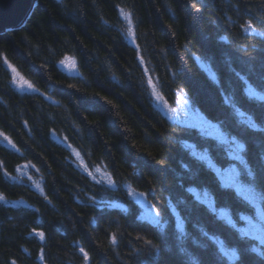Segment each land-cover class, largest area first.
Masks as SVG:
<instances>
[{"label": "clouds", "instance_id": "9594fccd", "mask_svg": "<svg viewBox=\"0 0 264 264\" xmlns=\"http://www.w3.org/2000/svg\"><path fill=\"white\" fill-rule=\"evenodd\" d=\"M54 3L63 19L106 39L97 37L89 45L79 38L74 44L67 36L57 42L25 37L27 69L0 47V210L49 215L55 221L66 251L51 264H85L82 230L97 242L107 264H226L210 237L235 248L237 264H264L250 251L251 242L227 222L242 214L255 216V210L193 155L205 153L223 167L228 163L223 145L185 122L177 95L224 135L247 146L244 155L256 172V191L264 194V138L257 140L232 107L264 124V102L247 95L249 85L264 94V0H198L197 7L210 8L218 17L208 20L212 32L201 30L200 48L176 36V0H151L161 17L167 13L173 21H164L163 35L145 26L137 0ZM209 43L217 46L219 57L207 51ZM65 55L75 58L74 70L61 63ZM197 57L211 62L216 81L202 72ZM9 64L33 87H18ZM12 97L21 103L13 104ZM25 99L34 101L33 109L26 110ZM145 124L155 130L163 150L154 146ZM241 179L248 180L243 169ZM189 186L206 192L212 206L194 200ZM18 202L23 209L14 207ZM142 206L159 223L146 219ZM25 235L33 236L31 230ZM40 241L47 249L50 235ZM87 264H98L94 254Z\"/></svg>", "mask_w": 264, "mask_h": 264}, {"label": "trees", "instance_id": "16d2710c", "mask_svg": "<svg viewBox=\"0 0 264 264\" xmlns=\"http://www.w3.org/2000/svg\"><path fill=\"white\" fill-rule=\"evenodd\" d=\"M137 3L144 17L145 26H151L158 34L163 35L164 32L167 30V24L164 21L168 20L169 23H173V21L168 17V14L164 13L163 17H161V15L156 11L155 7L151 3V0H137ZM193 3L197 4L198 0H191V2H188V0H176V20L173 23V27L175 28L176 36L180 39V41H191V46L193 48H200L202 46L200 36L201 30L203 29L205 33L212 32L213 30L208 25V20L210 18L218 17L217 12L211 11L210 8H193ZM213 6L217 7V10L219 11L218 5ZM162 11L163 10L161 9V12ZM0 33H3V35L0 36V47H4L7 49L6 56H10L12 57V60L23 64L26 69L31 64V61L27 58L25 52V37L33 41L48 40L52 42H57L59 40H62L63 37L67 36L69 39L72 40L74 44L77 42V38H79L80 40H83L89 45H91L92 39H96L97 37H99L101 41L106 39V37L100 36V34L96 33L95 30L91 27H89L85 32L80 26L73 24L71 21L63 19L59 14L57 5L54 3V0H35V4L28 17L25 19L23 25H21L18 29L2 31ZM175 38L176 37H173V39ZM206 47L207 51L219 57L220 52L215 44L209 43L206 45ZM12 60H10L9 63H12ZM202 60L204 61V63L210 66L211 70L217 76V71L212 66L211 62L207 59ZM13 66L15 65L13 64ZM37 67H39V65H37ZM202 72L206 73L205 71ZM21 74L24 76L23 73ZM220 75L221 77H223V70L220 71ZM197 79L203 80V76H200L198 74ZM254 88L258 91L256 87ZM64 98L67 99L66 96ZM112 98L115 99V97ZM250 98L256 100L255 97ZM11 102L13 104L21 103V101H19L16 97H12ZM116 102L121 103L119 100H117ZM22 104L26 108V110L34 108V101L32 100L25 99ZM242 112L246 116L252 117L248 112ZM238 118L239 122L250 130V127L247 126V119H245V116H238ZM252 119L255 123L264 127V124L258 123L253 117ZM5 127L9 131L12 130V126L8 125L6 121ZM145 127H148L149 131L153 135L154 146L163 150L164 146L159 144L158 141H156L155 130L147 124H145ZM107 130L108 129L105 128V131ZM251 133L257 138V140L264 138V134L256 133L253 131H251ZM13 135H16V133H13ZM232 137L236 138L235 136ZM53 139H55V136L53 137ZM56 143H60V141L56 140ZM219 143L223 145L224 158L228 161V163L224 164V167H226L232 162V160L228 156V151L225 147L226 145L223 142ZM45 147H47V145H45ZM245 158L248 160L247 156H245ZM157 160H159L158 155ZM212 161L216 166H219V164H217L215 160ZM151 163L152 162L150 161L149 164L151 165ZM237 166L240 171L242 169V166L240 165L239 161L237 162ZM212 170L216 175L215 170ZM147 178H151L150 171H148ZM231 190L234 191L232 188ZM237 194L239 196L241 195L240 193ZM250 206L255 210V216L249 214H242L238 221L233 220V223L236 225V229L239 230L238 234L241 236L246 235V230L249 226L248 224L255 223L256 211L259 210V206L262 207L263 210L261 211L264 216V201L257 200L254 205ZM14 207L23 209L24 205L17 203L14 205ZM247 218L248 220H250V222H247ZM257 223L258 228L260 227V225L264 224V222ZM24 225H30L31 227L30 229H26L25 227H23ZM33 228L45 230L46 234L50 235V243L47 249L40 246L42 242L37 236H35L34 233L32 237H26V231L32 230ZM78 234L81 236L83 243L85 244V250L89 252V254L95 255L98 264H107L103 253L99 250L97 242L90 239L89 235L85 230L80 231ZM256 236H260V234L257 233ZM64 239V236L59 235L55 231V221H53L49 215L40 218L23 210H0V260L4 261L5 264H12L13 261H15L16 264H51L52 257L56 256L57 254H59L60 257L63 258V254L66 251L65 245L63 243ZM256 240L260 242L257 238ZM57 241L61 242L57 243ZM221 241L223 240L221 239ZM21 245L27 246L30 251L24 252ZM216 247L218 248V246ZM42 248L45 249L44 254L46 256V261H41L40 259H37V257L40 255ZM231 250L232 248L225 244L226 253L230 254ZM230 264H235V262L230 261Z\"/></svg>", "mask_w": 264, "mask_h": 264}, {"label": "snow or ice", "instance_id": "6c2138e0", "mask_svg": "<svg viewBox=\"0 0 264 264\" xmlns=\"http://www.w3.org/2000/svg\"><path fill=\"white\" fill-rule=\"evenodd\" d=\"M193 8H197L196 3H193ZM121 14L124 15L125 17H128V12L125 9H121ZM131 22V21H130ZM131 34V30H130ZM262 36H264V33H261ZM197 61L200 64L201 70L205 71L208 75V78L212 81L217 80L216 74L211 70L210 66L204 61L197 57ZM61 63L69 69V71H72L76 68V61L74 57L65 55L64 58L61 60ZM9 67L11 68L13 72V80L17 84L18 87H25L27 86L28 88H32L33 85L29 80H27L17 69L9 64ZM247 93L249 97H255L258 102H264V94H261L259 91H257L252 85H249L247 87ZM153 94L156 95L159 98V93L156 92L155 89H153ZM104 99H108L107 97H104ZM226 103H231L228 97H225ZM178 104L180 105L181 112L184 115L185 122L189 123L192 126L199 127L201 128L204 132H206L209 136L212 134H215V136L223 141L225 139V135L221 132L219 127L215 124H211L209 121H207L202 114L199 113L198 110H192L188 107L185 106V101L183 100L182 96L180 93H178ZM232 107L235 109L236 113L238 116H243L242 110H240L236 105H232ZM170 112L175 113V109H169ZM192 112L196 113L194 121L190 119V114ZM247 126L250 127V130L256 133L264 134V127L258 125L255 123L252 119V117L247 118ZM0 135H4L3 133H0ZM6 140L11 143V140L9 137L4 136ZM235 144V149L233 152V159L239 161L240 165L242 166V169L244 171V174L248 177L247 181H244L241 179V170L238 171L236 168H229L225 172H220L218 168H216V165L213 163L211 159L207 156L205 153H199V152H193V155L200 161H205L208 165L209 168L211 169H216V172L219 173V180L223 181V184L225 187L228 188H235L237 193L241 194V198L246 200L249 205H254L256 201L259 198H264V194H259L256 191V186H255V179H256V172L255 170L249 165L248 160L245 158L244 153L247 151L246 146L243 142L239 141L238 139L234 140ZM186 148H191L193 147L192 145H185ZM129 194L130 195H135L134 190L129 186L128 188ZM187 191L191 194L192 198L198 202L208 204L209 207L212 206L211 201L207 199V193L206 192H201L198 190L195 186H189ZM22 204L23 202H18ZM145 218L148 219L152 223H159V221L153 216L151 211L149 210L148 212L145 213ZM264 218V216H262ZM228 224L233 228V230L236 233H239V230L236 229V225L233 223V220L231 218L228 219ZM178 230L183 234V220L178 217ZM32 234L34 233L35 236L39 237L40 240L45 239V232L33 228ZM249 231L252 233L251 236H241L239 235L242 239L248 240L251 242L252 247L250 251L257 256L258 258L264 259V243L258 242L256 240V234H260V240L264 241V224L260 225L258 228L257 225L251 224L250 223V228ZM210 239L214 240L216 246H218V250L220 251L222 257L226 261V264H230V261H234L235 264H237V261L239 259L238 252L235 248H232L231 253H226L225 251V244L223 241L216 239L215 237H210ZM113 241H115V237H113ZM80 252L82 254L83 260L85 261V264L90 260V254L85 250V248L81 247ZM45 249H41L40 255L38 258L41 261H46V256H45ZM12 264H16L15 261L12 262Z\"/></svg>", "mask_w": 264, "mask_h": 264}, {"label": "water", "instance_id": "95a60500", "mask_svg": "<svg viewBox=\"0 0 264 264\" xmlns=\"http://www.w3.org/2000/svg\"><path fill=\"white\" fill-rule=\"evenodd\" d=\"M34 4L35 0H0V32L23 25Z\"/></svg>", "mask_w": 264, "mask_h": 264}, {"label": "rangeland", "instance_id": "374dc122", "mask_svg": "<svg viewBox=\"0 0 264 264\" xmlns=\"http://www.w3.org/2000/svg\"><path fill=\"white\" fill-rule=\"evenodd\" d=\"M198 63H199V62H198ZM199 65H200V64H199ZM71 74L74 75V74H76V73L72 72ZM21 75H22V74H21ZM177 95H178V93H177ZM195 116H196V113H195V112H192V113L190 114V119H192V120L194 121ZM243 116H245V119L248 118V116H246L245 114H244ZM210 137H216V136H215V134H212V135H210ZM55 139L59 141V139H58L57 137H55ZM234 140H236V138H234V137H228V136H226V135H225V139H224L223 141L218 140L219 142H223V143L226 145L225 147L227 148L228 156H229V158L232 160V162H231L228 166H226V167H224V166L221 167L220 165H219V166H216V168H218V169L220 170L221 173L227 171V169H229V168H236V169L239 171L238 166H237V162H238V161L233 159V152H234V149H235ZM214 170H215V172H216V169H214ZM216 175H217V178L219 179V173L216 172ZM221 182L223 183V181H221ZM232 189L236 192V189H235V188H232ZM236 193H237V192H236ZM240 196H241V195H240ZM142 207H144V206H142ZM258 208H259L260 211H259V210L256 211L255 223H253L254 225H257V227H258V223H257V222H259V223H263V222H264V218H262L263 213H262V211H261V210H263V209H262L261 206H259ZM144 211H145V213H146V212L149 211V209H148L147 207H144ZM259 219H261V220H259ZM258 220H259V221H258ZM247 222H250V220H248V218H247ZM248 225H249V226H248V228H247V230H246V235L251 236L252 233L249 231L250 224H248ZM256 238H257L261 243H264V241H261V240H260V236H256Z\"/></svg>", "mask_w": 264, "mask_h": 264}]
</instances>
